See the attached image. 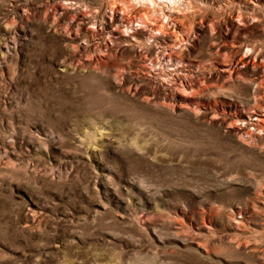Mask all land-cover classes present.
Instances as JSON below:
<instances>
[{"label": "rangeland", "instance_id": "obj_1", "mask_svg": "<svg viewBox=\"0 0 264 264\" xmlns=\"http://www.w3.org/2000/svg\"><path fill=\"white\" fill-rule=\"evenodd\" d=\"M111 1L0 0V264H264V0H191L174 82Z\"/></svg>", "mask_w": 264, "mask_h": 264}, {"label": "bare ground", "instance_id": "obj_2", "mask_svg": "<svg viewBox=\"0 0 264 264\" xmlns=\"http://www.w3.org/2000/svg\"><path fill=\"white\" fill-rule=\"evenodd\" d=\"M190 1L191 0H112L107 4L109 10L107 15L109 20L116 24L115 27L112 28L110 25H107V23L97 24L93 22L91 23L92 27L89 28L88 31L91 37H94L105 30L107 33L105 49L110 52L113 50V44L118 40H124L129 45L138 47L139 49L143 46H153L152 42L156 43L158 49H161L162 56L165 57L164 59H168L169 66L174 67L170 73L172 81L174 82L177 77V72L180 71L181 68L178 64L181 65L186 62L185 59L180 56L179 50H182L181 48H183V45L188 43L190 39L189 30L185 25V21L189 20ZM182 6L184 9H181ZM59 9L63 12H68V7L66 6H59ZM56 10H58V8H56ZM237 15L238 21L235 22L234 25L240 30L241 25L247 23V19L242 14ZM77 16L81 18L86 17L85 14H77ZM138 18H142L143 21L138 22ZM247 49L251 57L249 58L246 52L244 56H241L236 65L228 70L229 73L238 72V66L248 62L254 66H261L264 64V62L258 60L264 59V55L259 51L257 52L255 46H247ZM262 52L264 54V49ZM161 64L162 61L159 57L153 58L150 62L151 67ZM161 83H165V81L162 80ZM182 87L184 88V85H182ZM258 94L261 98L264 97V91H259ZM245 121L243 126L236 127L237 133L242 137H248L249 140H253L258 138L256 131L260 130L264 133L263 114H249ZM250 128H254L255 131L251 132L249 130Z\"/></svg>", "mask_w": 264, "mask_h": 264}]
</instances>
